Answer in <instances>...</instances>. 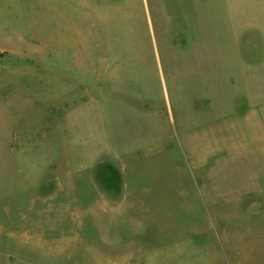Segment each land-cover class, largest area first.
Listing matches in <instances>:
<instances>
[{"label": "rangeland", "instance_id": "374dc122", "mask_svg": "<svg viewBox=\"0 0 264 264\" xmlns=\"http://www.w3.org/2000/svg\"><path fill=\"white\" fill-rule=\"evenodd\" d=\"M124 1L0 0V264H264V77Z\"/></svg>", "mask_w": 264, "mask_h": 264}, {"label": "crops", "instance_id": "0c3cea01", "mask_svg": "<svg viewBox=\"0 0 264 264\" xmlns=\"http://www.w3.org/2000/svg\"><path fill=\"white\" fill-rule=\"evenodd\" d=\"M141 1L152 27L156 21L166 41L172 39V21L183 29L176 42L190 43L192 58L197 46L216 36L220 27L223 44L231 51L224 64L235 65L227 74L264 77V0H125L124 4L130 11ZM93 4L99 12L113 11L117 5L115 0H94ZM193 60L197 68V59Z\"/></svg>", "mask_w": 264, "mask_h": 264}]
</instances>
